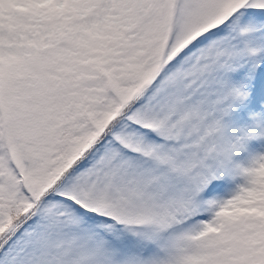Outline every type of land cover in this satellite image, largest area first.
Listing matches in <instances>:
<instances>
[{
    "label": "snow or ice",
    "instance_id": "6c2138e0",
    "mask_svg": "<svg viewBox=\"0 0 264 264\" xmlns=\"http://www.w3.org/2000/svg\"><path fill=\"white\" fill-rule=\"evenodd\" d=\"M0 264H264V0H0Z\"/></svg>",
    "mask_w": 264,
    "mask_h": 264
}]
</instances>
